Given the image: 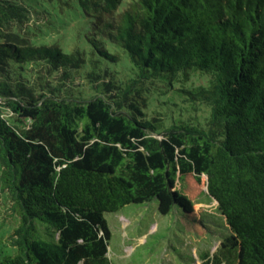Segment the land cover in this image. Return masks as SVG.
Returning a JSON list of instances; mask_svg holds the SVG:
<instances>
[{"label": "trees", "instance_id": "1", "mask_svg": "<svg viewBox=\"0 0 264 264\" xmlns=\"http://www.w3.org/2000/svg\"><path fill=\"white\" fill-rule=\"evenodd\" d=\"M155 89L195 113L165 124ZM0 167V264H112L104 213L153 198L222 219L203 264H264V0H0Z\"/></svg>", "mask_w": 264, "mask_h": 264}, {"label": "rangeland", "instance_id": "2", "mask_svg": "<svg viewBox=\"0 0 264 264\" xmlns=\"http://www.w3.org/2000/svg\"><path fill=\"white\" fill-rule=\"evenodd\" d=\"M183 99L184 95L179 92L163 94L155 89L150 94V107L154 112H160L168 125L173 118H187L195 113L196 104ZM197 108V115L208 113L204 105L198 104ZM3 114L9 119L13 117L8 107H3ZM208 200L206 193L202 192L197 202L207 204ZM12 205L11 194L2 188L0 181V259L16 251L11 241L19 217ZM180 215L177 207H172L165 214L160 213L155 198L105 212L111 233L107 251L109 260L112 264H203L206 257L211 258L217 251L228 230L219 216L207 208H200V218L209 229L201 236L185 233L178 223ZM220 251L226 256L229 252L226 247H221Z\"/></svg>", "mask_w": 264, "mask_h": 264}]
</instances>
